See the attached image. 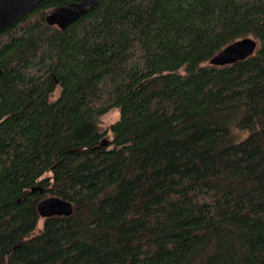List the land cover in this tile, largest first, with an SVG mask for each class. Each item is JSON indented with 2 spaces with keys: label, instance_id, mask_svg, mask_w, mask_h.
Returning a JSON list of instances; mask_svg holds the SVG:
<instances>
[{
  "label": "trees",
  "instance_id": "obj_1",
  "mask_svg": "<svg viewBox=\"0 0 264 264\" xmlns=\"http://www.w3.org/2000/svg\"><path fill=\"white\" fill-rule=\"evenodd\" d=\"M69 2L0 32V264H264V0H100L45 23ZM245 37L253 55L208 64ZM50 196L72 214L40 218Z\"/></svg>",
  "mask_w": 264,
  "mask_h": 264
},
{
  "label": "water",
  "instance_id": "obj_2",
  "mask_svg": "<svg viewBox=\"0 0 264 264\" xmlns=\"http://www.w3.org/2000/svg\"><path fill=\"white\" fill-rule=\"evenodd\" d=\"M41 0H0V32L10 27L23 15L31 11ZM100 0H70L69 3L49 9L44 16L45 23L49 26H56L64 29L79 17L85 15ZM258 42L252 37L238 39L216 54L208 61L212 66H225L237 61L244 60L255 53ZM1 73V70H0ZM41 191L39 187L31 191ZM37 214L40 218L53 216L67 217L73 212V205L70 201L60 197L50 196L40 200L36 205Z\"/></svg>",
  "mask_w": 264,
  "mask_h": 264
},
{
  "label": "rangeland",
  "instance_id": "obj_3",
  "mask_svg": "<svg viewBox=\"0 0 264 264\" xmlns=\"http://www.w3.org/2000/svg\"><path fill=\"white\" fill-rule=\"evenodd\" d=\"M58 95V88L56 89V91L54 92V94L52 95V99L56 98ZM119 117V113H118V109L117 108H113L112 110H110L109 112H107L106 114L102 115L101 117H99L98 119V127L101 131L106 130L113 122H115ZM231 137L233 138L234 141H239L241 139H243L245 137V135L247 134V132H239L238 130H236L234 128V126H232V132H231ZM110 134H107L105 137V143H108L110 141ZM41 224H42V220H39L37 223V228H41Z\"/></svg>",
  "mask_w": 264,
  "mask_h": 264
}]
</instances>
